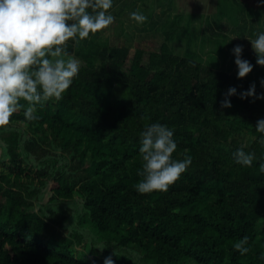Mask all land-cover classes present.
<instances>
[{
	"label": "trees",
	"instance_id": "16d2710c",
	"mask_svg": "<svg viewBox=\"0 0 264 264\" xmlns=\"http://www.w3.org/2000/svg\"><path fill=\"white\" fill-rule=\"evenodd\" d=\"M124 35L69 40L80 69L63 99L0 128V264H264V99L240 98L249 80ZM230 87L237 95L222 108ZM152 123L174 130L172 159L192 162L168 191L140 194ZM241 147L255 154L251 167L235 162ZM88 224L89 254L77 259L70 248ZM245 236L241 255L233 245Z\"/></svg>",
	"mask_w": 264,
	"mask_h": 264
},
{
	"label": "clouds",
	"instance_id": "9594fccd",
	"mask_svg": "<svg viewBox=\"0 0 264 264\" xmlns=\"http://www.w3.org/2000/svg\"><path fill=\"white\" fill-rule=\"evenodd\" d=\"M112 6L113 0H0V128L9 125L13 114L21 109H25L26 120L32 121L38 119L37 105L63 99L80 69L79 61L67 52L68 41L79 43L107 29L115 21L109 13ZM130 18L140 25L147 21L139 11L132 12ZM247 39L256 54V63L264 66V32ZM232 51L238 78H245L253 65L242 59L243 45H236ZM260 83L264 87V79ZM255 87L253 83L247 91L240 92V98L264 99V94H256ZM232 95H237L235 87L224 93L222 108L232 107ZM255 129L264 134V119L256 122ZM173 136L174 130L161 123L147 125L141 133L139 152L143 165L138 175L143 179L135 185L140 194L168 191L190 166L191 156L182 161L172 159L177 149ZM259 142L264 145V136ZM233 158L237 164L251 167L255 154L241 147ZM260 170L264 172V164ZM247 244L245 236L233 247L244 255L249 251ZM104 264H114L112 257H106Z\"/></svg>",
	"mask_w": 264,
	"mask_h": 264
},
{
	"label": "crops",
	"instance_id": "0c3cea01",
	"mask_svg": "<svg viewBox=\"0 0 264 264\" xmlns=\"http://www.w3.org/2000/svg\"><path fill=\"white\" fill-rule=\"evenodd\" d=\"M214 5L213 9V4L206 5L201 0H113L109 13L115 19L120 18L126 23L122 25L125 30L132 28L133 35L130 34L132 40H127V42L133 46L140 42L146 45L152 42L168 44L170 39H181L183 34H191L195 41L196 37L192 33H198L201 28L213 35L211 40L221 32L225 37L235 36L236 38L231 39L233 45L247 44L243 48L242 59L248 60L253 65L250 75L264 72L262 71L264 66L256 63V54L251 47V42L247 39H255L258 33L264 32V2L261 0H216ZM225 5L228 7V20L223 19L221 15V10L225 8ZM135 11L147 17V21L142 25L130 18V14ZM181 11L188 13L181 15ZM196 11L199 12L196 16L201 18V25L193 21L194 15L190 13ZM181 21H184L183 26ZM124 29H121L120 34V30L113 29L112 24L100 33L108 37L111 42L113 38L120 37V42L126 43ZM202 38L205 39L204 36ZM205 41L208 43L207 39ZM180 43L183 42L179 40Z\"/></svg>",
	"mask_w": 264,
	"mask_h": 264
},
{
	"label": "rangeland",
	"instance_id": "374dc122",
	"mask_svg": "<svg viewBox=\"0 0 264 264\" xmlns=\"http://www.w3.org/2000/svg\"><path fill=\"white\" fill-rule=\"evenodd\" d=\"M216 0H201L206 5H212L213 4V9L215 7L214 2ZM222 9V8H220ZM221 15L222 18L225 20H228V7L225 5V8L221 10ZM188 13L187 11L185 12H180L181 15H185ZM193 13V21L201 25V18H198L196 15H198V11L196 12H190ZM200 17V14H199ZM120 19V18H119ZM181 25H184V21H181ZM199 28V27H198ZM152 29V28H150ZM126 33L133 35L132 28H126ZM190 33V29H189ZM193 36L196 37L195 41L193 37L190 35H182V38H172L168 42V46L171 50L174 51V54L176 55H183L186 57H190L191 59H194L203 65L213 68L216 70H222L225 72L229 73H235L236 75L238 73V68L236 69V64L235 63V55L232 51V49L236 46L233 45L232 43V37L231 36H224V33H220L217 36H214L211 40V37L213 36L211 33H208L207 30H204V28H201L197 32L192 33ZM127 36L129 40H132V37ZM202 36L205 37V39L202 38ZM208 43H206V40ZM179 40L183 42L181 45H179ZM247 44H243L244 46ZM178 47V48H177ZM186 50V51H185ZM264 71V69H262ZM249 73L244 79L249 80L255 84H258L261 86V79H264V72H257L253 74V76L250 75ZM261 88L264 91V87L261 86ZM77 204L80 205L81 201L79 199H76ZM68 211V210H67ZM66 211V213H68ZM90 229V230H89ZM93 228L91 227V224H88L87 228L83 230L84 235L86 236V240L84 243L80 245H72L70 248V252L73 254V256L77 259H82L85 256L89 254V239L93 235Z\"/></svg>",
	"mask_w": 264,
	"mask_h": 264
}]
</instances>
